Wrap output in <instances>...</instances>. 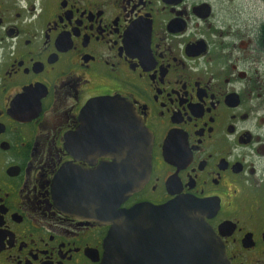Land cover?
Wrapping results in <instances>:
<instances>
[{"label": "flooded vegetation", "instance_id": "obj_1", "mask_svg": "<svg viewBox=\"0 0 264 264\" xmlns=\"http://www.w3.org/2000/svg\"><path fill=\"white\" fill-rule=\"evenodd\" d=\"M137 121L150 171L119 208L204 201L229 264H264V0H0V264H99L109 227L54 179L131 167Z\"/></svg>", "mask_w": 264, "mask_h": 264}, {"label": "water", "instance_id": "obj_2", "mask_svg": "<svg viewBox=\"0 0 264 264\" xmlns=\"http://www.w3.org/2000/svg\"><path fill=\"white\" fill-rule=\"evenodd\" d=\"M91 107L95 110L92 116L100 120L108 117L106 109L122 110L126 102L117 97H100ZM146 134L137 121L136 136L131 138L137 160L131 167L123 161L129 152L122 153L120 169L116 161L101 165L83 174L79 180L82 183L76 184L70 182L69 170L63 166L54 179L58 206L66 213L83 214L109 227L99 264H229L206 221L210 217L206 202L178 197L162 205L138 203L119 208L148 178L151 136L146 138ZM106 156L113 159V155Z\"/></svg>", "mask_w": 264, "mask_h": 264}]
</instances>
